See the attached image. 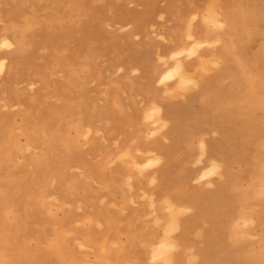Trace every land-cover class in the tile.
Instances as JSON below:
<instances>
[{
  "label": "rangeland",
  "instance_id": "rangeland-1",
  "mask_svg": "<svg viewBox=\"0 0 264 264\" xmlns=\"http://www.w3.org/2000/svg\"><path fill=\"white\" fill-rule=\"evenodd\" d=\"M1 63L0 264H264V0H0Z\"/></svg>",
  "mask_w": 264,
  "mask_h": 264
},
{
  "label": "snow or ice",
  "instance_id": "snow-or-ice-1",
  "mask_svg": "<svg viewBox=\"0 0 264 264\" xmlns=\"http://www.w3.org/2000/svg\"><path fill=\"white\" fill-rule=\"evenodd\" d=\"M194 19H195V17H194ZM214 26H215V27H221V28L223 27L222 24H214ZM172 77H173V73H172V72H169V73H167V75L164 76L163 79H161L160 83L163 84V83L165 82V80L171 79ZM187 84H188L190 87H193V88L197 86V85H196L194 82H192V81H188ZM155 111H157V110L154 109V110H153V113H155ZM200 147H201V149L203 150V148H204V144L201 143ZM212 175H215V166L213 167V169H209L208 172H207V174H206V176H201L200 179H201V181H203V180H205V179L207 178V176H212ZM154 259H155V257H154Z\"/></svg>",
  "mask_w": 264,
  "mask_h": 264
},
{
  "label": "bare ground",
  "instance_id": "bare-ground-1",
  "mask_svg": "<svg viewBox=\"0 0 264 264\" xmlns=\"http://www.w3.org/2000/svg\"><path fill=\"white\" fill-rule=\"evenodd\" d=\"M21 47H22V48H25V47H26V43L23 42ZM177 61H178V60H177ZM180 62H181V61H180ZM180 62H179V64H180ZM179 64H178V65H179ZM2 67H3V64L1 63V64H0V68H2ZM177 71H181L182 74H183V72H184L183 69H182V66H179V68H178ZM167 73H168V72H167ZM167 73H166L165 75H167ZM179 74H181V73H179ZM158 114H160V112H159ZM204 150H205V149L203 148V150H202V155L205 153ZM211 161H213V163H214L215 160H211ZM214 165H215V164H214ZM216 169H217V168H216ZM169 247H170V246H169Z\"/></svg>",
  "mask_w": 264,
  "mask_h": 264
}]
</instances>
